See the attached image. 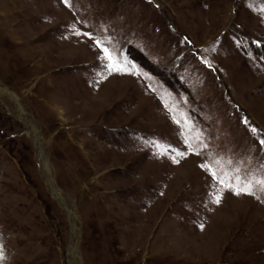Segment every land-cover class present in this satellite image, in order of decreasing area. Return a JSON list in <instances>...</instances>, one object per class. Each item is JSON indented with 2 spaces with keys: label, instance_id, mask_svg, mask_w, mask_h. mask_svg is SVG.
<instances>
[{
  "label": "rangeland",
  "instance_id": "374dc122",
  "mask_svg": "<svg viewBox=\"0 0 264 264\" xmlns=\"http://www.w3.org/2000/svg\"><path fill=\"white\" fill-rule=\"evenodd\" d=\"M260 138L264 0H0V264H264Z\"/></svg>",
  "mask_w": 264,
  "mask_h": 264
},
{
  "label": "snow or ice",
  "instance_id": "6c2138e0",
  "mask_svg": "<svg viewBox=\"0 0 264 264\" xmlns=\"http://www.w3.org/2000/svg\"><path fill=\"white\" fill-rule=\"evenodd\" d=\"M65 5H70V0H62ZM75 34L77 36L84 35L89 37L90 39H94V47L98 48L103 55L98 54V59L103 64V67L111 73L113 70L121 71L119 67V62H113V55L110 53L108 47L101 48V44L103 43L101 40L91 37L90 33H81L76 31ZM179 123V122H178ZM244 123L247 125L248 121L245 120ZM249 131L253 134L257 133V129L255 127H250ZM259 145L262 150H264V138L259 139ZM189 147H191L189 145ZM195 154L199 155V152ZM185 152L176 151V156L183 157L185 156ZM173 161L178 163L179 161L172 157ZM232 161L229 159L225 161L223 158L220 160L212 161V167L216 168V171L211 172V176L213 179L217 180V182L222 186V190L231 191L234 195H249L254 196L257 190L264 191V177H256L251 175L250 173H242L240 167H229L232 165ZM224 165L221 167V165ZM200 167L205 171H209V165L201 164ZM259 199V197H257ZM221 200V196L218 194L215 197V203L219 204ZM3 253L0 250V260H3Z\"/></svg>",
  "mask_w": 264,
  "mask_h": 264
},
{
  "label": "bare ground",
  "instance_id": "6f19581e",
  "mask_svg": "<svg viewBox=\"0 0 264 264\" xmlns=\"http://www.w3.org/2000/svg\"><path fill=\"white\" fill-rule=\"evenodd\" d=\"M5 89V88H4ZM35 135V137H36V139L39 141V138H38V135H36V134H34ZM41 143H40V141H39V143H38V148L40 149L39 151H40V157H41V160H43V163H44V165L47 167V163H46V157L44 156V154H43V152H41L42 151V149H41V145H40ZM47 182H49V180H46ZM51 182V181H50ZM50 189H51V187H50ZM52 190V189H51ZM58 200H60V198L58 199ZM62 201V200H61Z\"/></svg>",
  "mask_w": 264,
  "mask_h": 264
},
{
  "label": "water",
  "instance_id": "95a60500",
  "mask_svg": "<svg viewBox=\"0 0 264 264\" xmlns=\"http://www.w3.org/2000/svg\"><path fill=\"white\" fill-rule=\"evenodd\" d=\"M41 149H42V151H43V148L41 147ZM57 199V198H56ZM57 201L59 202V203H61L64 207H65V209H66V211H67V213H69L70 212V210H69V208L66 206V204H65V202H64V200H58L57 199Z\"/></svg>",
  "mask_w": 264,
  "mask_h": 264
}]
</instances>
